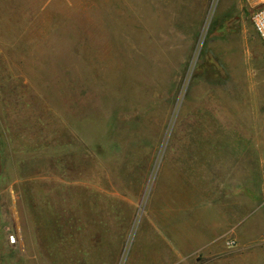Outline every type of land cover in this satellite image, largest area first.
I'll return each mask as SVG.
<instances>
[{
  "label": "rangeland",
  "instance_id": "obj_1",
  "mask_svg": "<svg viewBox=\"0 0 264 264\" xmlns=\"http://www.w3.org/2000/svg\"><path fill=\"white\" fill-rule=\"evenodd\" d=\"M251 13L0 0V264L203 263L184 249L191 208L225 217L222 252L264 238Z\"/></svg>",
  "mask_w": 264,
  "mask_h": 264
},
{
  "label": "crops",
  "instance_id": "obj_2",
  "mask_svg": "<svg viewBox=\"0 0 264 264\" xmlns=\"http://www.w3.org/2000/svg\"><path fill=\"white\" fill-rule=\"evenodd\" d=\"M264 138V131H263ZM264 144V141H263ZM259 155L260 162H264V158L261 155H264V145L262 151L259 148L257 151ZM249 200V199H248ZM264 204V196L262 198ZM260 217H264V209L260 210ZM190 216L188 221L184 222V229L188 227L187 232L184 233L186 245L185 252L188 255L193 256L201 250L206 255V258L209 259L205 262H196L195 264H264V238L261 236V239H254L253 237L241 238L237 240L240 242L243 247L238 249L231 250L229 252L220 251L217 241L221 239V235L224 233V226L228 223L222 213L215 211H210L204 213L203 211H197L196 209L191 208ZM203 214H207L206 221H203ZM255 216V210H251V215ZM237 225L239 224L236 223ZM252 229H250L251 231ZM233 231V229H232ZM239 232H236L238 234ZM245 239V240H244ZM181 251V250H180Z\"/></svg>",
  "mask_w": 264,
  "mask_h": 264
},
{
  "label": "built area",
  "instance_id": "obj_3",
  "mask_svg": "<svg viewBox=\"0 0 264 264\" xmlns=\"http://www.w3.org/2000/svg\"><path fill=\"white\" fill-rule=\"evenodd\" d=\"M251 11V23L264 46V0H240Z\"/></svg>",
  "mask_w": 264,
  "mask_h": 264
}]
</instances>
